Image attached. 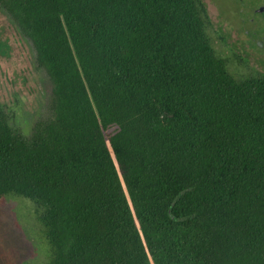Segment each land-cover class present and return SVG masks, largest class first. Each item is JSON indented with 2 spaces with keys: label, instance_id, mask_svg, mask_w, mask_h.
Instances as JSON below:
<instances>
[{
  "label": "trees",
  "instance_id": "obj_1",
  "mask_svg": "<svg viewBox=\"0 0 264 264\" xmlns=\"http://www.w3.org/2000/svg\"><path fill=\"white\" fill-rule=\"evenodd\" d=\"M0 8L53 87L31 140L0 101V202L36 205L43 264H264V75L228 69L211 0Z\"/></svg>",
  "mask_w": 264,
  "mask_h": 264
},
{
  "label": "rangeland",
  "instance_id": "obj_2",
  "mask_svg": "<svg viewBox=\"0 0 264 264\" xmlns=\"http://www.w3.org/2000/svg\"><path fill=\"white\" fill-rule=\"evenodd\" d=\"M211 2L220 8L226 22H230L231 25L238 23L239 19L235 13L227 9L232 4L230 0H211ZM217 19L213 20L214 26L210 28V35L214 42L216 39L214 27L220 22V19ZM8 20V17L0 12L1 29L9 28ZM8 36L10 37L9 34H4V37ZM25 46L22 53L14 51L12 63L0 58V70H8L7 72L15 70L19 74V77L15 76L10 80L11 82H6L5 77L0 76V101L10 108L14 101L17 107L21 103L20 109L16 107L8 110L9 122L16 133L31 140L35 123L46 120L50 116L49 104L53 87L47 73L42 69L32 68L29 73H22L24 69L22 65L25 66L28 52L30 60L35 59L32 43L26 41ZM215 46L217 49H222L221 44L216 43ZM16 93L17 96H15ZM31 116L34 118L30 119ZM23 117L31 122L30 126L25 127ZM40 229L39 213L32 202L19 197L0 202V264L45 263L48 259L49 247Z\"/></svg>",
  "mask_w": 264,
  "mask_h": 264
},
{
  "label": "flooded vegetation",
  "instance_id": "obj_3",
  "mask_svg": "<svg viewBox=\"0 0 264 264\" xmlns=\"http://www.w3.org/2000/svg\"><path fill=\"white\" fill-rule=\"evenodd\" d=\"M230 1L232 4L227 9L235 13L239 19L235 25L226 22L218 6L214 5L215 9H212V21L217 18V20L220 19L219 24L214 27V32L216 34L215 44H221L222 49H217V47L216 49L227 60L228 69L233 74L264 75V0ZM0 12L5 15L1 8ZM8 24L9 28L6 30L0 28V58L12 63L14 51L22 53V49L26 47V42L10 20H8ZM4 34H9L10 37H4ZM29 54L28 52L25 62L22 60L25 63V66L22 65L24 67L22 73L25 74L36 67L34 58L30 60ZM7 71L0 70V76L5 77L6 82H11V79L19 75L15 70ZM22 78L27 79L26 77ZM17 95L16 93L15 96ZM15 102L12 109L17 107ZM19 107L17 108L20 109ZM11 116L14 117L12 114ZM31 118L33 119L34 116ZM23 121L25 127L31 125V122L24 117Z\"/></svg>",
  "mask_w": 264,
  "mask_h": 264
},
{
  "label": "water",
  "instance_id": "obj_4",
  "mask_svg": "<svg viewBox=\"0 0 264 264\" xmlns=\"http://www.w3.org/2000/svg\"><path fill=\"white\" fill-rule=\"evenodd\" d=\"M172 213H173V208H171V209H170V212H169V214H170V216H172V217H173V219H174V220H178V219H176V218L173 216V214H172Z\"/></svg>",
  "mask_w": 264,
  "mask_h": 264
}]
</instances>
